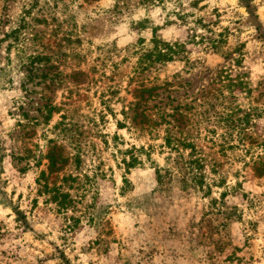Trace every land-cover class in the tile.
<instances>
[{"label": "rangeland", "instance_id": "rangeland-1", "mask_svg": "<svg viewBox=\"0 0 264 264\" xmlns=\"http://www.w3.org/2000/svg\"><path fill=\"white\" fill-rule=\"evenodd\" d=\"M45 1H57L54 13L63 21L58 37L71 33L78 39L63 49L69 53L66 72L83 71L96 82L88 87L68 81V93L61 89L56 95L58 113L48 123L37 117L30 130L19 126L17 107L24 100L16 72L1 73L0 264H264V0H182V8L170 0L151 9L140 0L40 5ZM192 1L199 3L191 7ZM22 5L23 0H0V21L15 19ZM173 11L185 13V22ZM197 19L206 27L195 25ZM7 28L0 24V40ZM154 30L164 41L187 43L186 59L160 74L177 75L186 84L179 101L199 97L224 68L249 84L235 92L234 101L242 114L253 111L245 133L219 122L218 105L199 102L184 112L193 122L189 133H180L183 126L176 133L202 149L209 177L227 184L206 198L175 179L158 181L156 169H171L175 162L163 147L164 126L145 122L134 131L130 124L117 125L132 101L141 44H148ZM192 33L204 40L221 37L222 52L205 49L207 41H190ZM5 47L0 41V68ZM206 108L211 120L199 125L198 114ZM131 146L140 149L135 154L142 164L125 173L122 159ZM60 150L68 162L50 169L46 156ZM54 187L71 196L74 209L59 207Z\"/></svg>", "mask_w": 264, "mask_h": 264}, {"label": "trees", "instance_id": "trees-1", "mask_svg": "<svg viewBox=\"0 0 264 264\" xmlns=\"http://www.w3.org/2000/svg\"><path fill=\"white\" fill-rule=\"evenodd\" d=\"M41 0H23L19 14L15 19L0 21V24L7 26V31L3 32L2 43H6V64L0 68L1 73L10 75L14 71L19 78L20 97L21 101L17 107L20 112L22 121H19V126L23 128L33 129L38 125L39 119L48 123L53 114L58 113L59 106L55 102L57 92L61 89L68 93V81H71L75 86L84 84L89 87L93 85L96 80L89 78L83 71H73L71 74L66 72L68 62V52L63 49L68 48V45L78 42V39H71V33H64L58 37L62 32V23L55 13L57 1L52 4L45 1L40 5ZM87 1V0H84ZM170 0H140L143 6L153 8L156 5L166 7ZM172 1V0H171ZM176 6L182 8V0H175ZM245 0H239L244 2ZM199 1H192L189 5L191 7L197 6ZM249 8V3L245 5ZM174 10V9H173ZM172 14L181 23L186 20L185 13L173 11ZM191 16V15H190ZM195 18V17H193ZM173 23V22H171ZM169 24V23H168ZM195 25L205 28L206 25L197 19L194 21ZM153 38L148 44H139L142 47L139 50L137 62L133 68L131 80H134L135 88L130 92L132 101H130L121 110L123 123L117 121L120 129L130 127L134 131H139L144 123L149 127L164 126L163 133V147L170 150L175 155L174 166L170 168H157L158 181L161 183L165 179L177 180L185 191L192 189L194 192L201 194L203 198L212 195L213 188L227 187L223 178L209 177L205 169L207 165L205 162L202 149L197 148L192 142L188 141L187 136L179 138L176 133H179L183 126V133H189V129L193 127V122H190L191 117L184 114L188 110H193L196 102L201 106L213 109L214 105H218L221 113H218L219 122H223L227 128H237L240 133H245L252 119V110L241 113L242 110L234 101L236 100V91L244 92L246 87H249L248 82L245 81L239 74L235 77L231 74L230 68L221 69L216 77L211 81L207 87H203L199 97L190 98L189 103H185L184 99L179 101L178 95L180 91L185 88L186 84L179 81V77L166 78L161 77V72L169 63L176 60L183 61L186 59L184 54L187 53V43L181 41L167 42L156 36V31H153ZM219 36H223L219 34ZM190 41H207L205 49L213 52H222L223 39H206L202 36H196L194 33L190 35ZM198 43V42H197ZM73 47H70V54H75ZM14 52V57L11 54ZM228 58V57H225ZM8 82H12L9 79ZM76 82V83H75ZM207 89V90H206ZM238 89V90H237ZM228 90V94H225ZM249 91H245V94ZM26 100V101H25ZM195 102V103H194ZM149 103H154L149 109ZM211 110L206 108L205 111L200 112L196 123L202 124L209 122ZM196 115V114H195ZM188 122V124H186ZM125 124H130L127 126ZM192 125V126H191ZM140 127V128H139ZM29 131V130H28ZM142 149V148H141ZM140 150V149H138ZM138 150L131 146L125 151L126 157L122 159L125 173L135 165H141L142 162L135 154ZM143 150V149H142ZM189 150V151H188ZM49 161L48 167H56L68 162V157L60 150L58 155L48 153L46 156ZM79 161V157L76 158ZM217 161L211 163V172L216 174ZM123 184H127L128 180L125 176L122 177ZM225 191L219 193V198L225 196ZM53 198H59V207L72 209L75 207V202L71 199L68 193L61 191V187H54ZM215 201V199H214ZM74 222V221H73ZM75 223L71 225L74 227Z\"/></svg>", "mask_w": 264, "mask_h": 264}]
</instances>
